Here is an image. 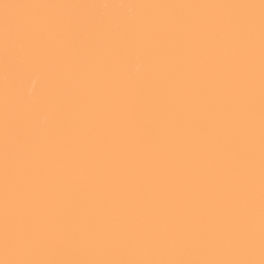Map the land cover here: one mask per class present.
Instances as JSON below:
<instances>
[{
    "label": "bare ground",
    "instance_id": "6f19581e",
    "mask_svg": "<svg viewBox=\"0 0 264 264\" xmlns=\"http://www.w3.org/2000/svg\"><path fill=\"white\" fill-rule=\"evenodd\" d=\"M0 264H264V0H0Z\"/></svg>",
    "mask_w": 264,
    "mask_h": 264
},
{
    "label": "snow or ice",
    "instance_id": "6c2138e0",
    "mask_svg": "<svg viewBox=\"0 0 264 264\" xmlns=\"http://www.w3.org/2000/svg\"><path fill=\"white\" fill-rule=\"evenodd\" d=\"M22 71H26V70H22Z\"/></svg>",
    "mask_w": 264,
    "mask_h": 264
}]
</instances>
